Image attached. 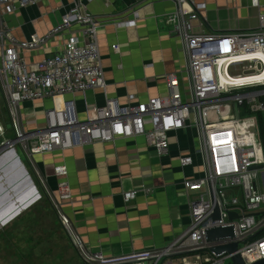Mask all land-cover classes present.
<instances>
[{"label": "built area", "instance_id": "2783aa9c", "mask_svg": "<svg viewBox=\"0 0 264 264\" xmlns=\"http://www.w3.org/2000/svg\"><path fill=\"white\" fill-rule=\"evenodd\" d=\"M41 0H0V86L7 121L0 119V153L13 152L18 167L24 171L18 150L35 174L39 186L48 195L61 224L90 263L121 264L150 260L152 264H185L186 254L199 258V264H227L228 253L215 255L210 247L237 244L245 264L264 257V190L258 178L264 170L263 150L258 135L240 120L241 107L253 113H264V12L258 14V26L250 30L196 31L203 0H171L175 8L166 17L169 33L177 38L183 57L178 73L164 76L167 92L136 100L129 104L105 97L103 106L92 117L80 119L73 95L90 89L106 91L107 82L96 41L102 20L85 10L80 1L61 17L58 25L44 35L32 34L18 40L3 21L7 11L36 4ZM259 6V0H250ZM84 10V11H83ZM56 35L66 36L59 53L27 62L24 51H35ZM119 50L117 45L112 46ZM71 96L60 106L42 109L41 118L27 127L23 109L26 101ZM135 101V103H132ZM238 106V116L234 105ZM35 115L33 109L30 110ZM9 122L10 128L6 127ZM252 122V121H251ZM255 121H253L254 123ZM186 127L196 130V150L201 156L203 176L184 181L189 196L190 223L165 247L123 257H104L93 252L80 239L60 203L48 189L36 167L35 155L56 150L83 147L92 143H112L117 139L143 136L159 156L169 149V133ZM9 133L11 136H8ZM180 165L192 163L189 156L179 158ZM262 165L261 168H254ZM57 176L66 174L64 165L54 168ZM26 172V171H25ZM27 179L36 190L28 173ZM60 198L70 197L67 185L60 183ZM137 191L126 192L124 199L136 197ZM216 208L218 217H214ZM236 213L230 218L229 214ZM233 224L235 236L208 242L204 229ZM183 255L180 260L173 256Z\"/></svg>", "mask_w": 264, "mask_h": 264}, {"label": "crops", "instance_id": "0c3cea01", "mask_svg": "<svg viewBox=\"0 0 264 264\" xmlns=\"http://www.w3.org/2000/svg\"><path fill=\"white\" fill-rule=\"evenodd\" d=\"M75 1L82 2L87 12L102 20L96 41L107 82L105 92L90 89L73 95L78 117H92L94 110L104 105L106 96L129 104L131 94L136 100L165 95L164 76L178 73L183 65L180 43L170 35L165 21L175 8L171 0H41L8 12L5 6L2 18L11 35L26 40L32 34L44 35L58 25ZM203 2L202 23L196 31L255 29L258 14L264 12V0H259L257 7L250 0ZM65 39L66 36L56 35L39 49L22 52V56L27 62H36L59 53ZM114 45L119 50H114ZM70 97L24 102L26 126L34 125V117L41 118L42 109L60 106ZM31 109L34 116L28 114ZM195 135L192 127L169 133L168 153L163 156L143 136H138L39 154L33 161L87 247L104 257H123L163 248L188 227L190 206L184 181L203 176ZM182 156L191 157L192 163L180 165ZM18 162L13 152L0 153V164L12 176L6 179L7 188L16 187L15 178L21 182L27 179ZM57 165L66 167L63 177L56 175ZM62 181L70 194L65 200L60 198ZM132 191L138 192L136 197L126 201L124 194ZM181 261L200 263L195 255ZM144 262L152 264L150 260L137 264Z\"/></svg>", "mask_w": 264, "mask_h": 264}, {"label": "rangeland", "instance_id": "374dc122", "mask_svg": "<svg viewBox=\"0 0 264 264\" xmlns=\"http://www.w3.org/2000/svg\"><path fill=\"white\" fill-rule=\"evenodd\" d=\"M0 119L7 121L1 86ZM240 120L245 121V125L249 129L253 130L254 128V132L258 135L254 116L242 115ZM253 121L255 122L253 123ZM7 135L11 136L9 133ZM18 154L20 160L28 169V171L25 170V173H28V176L33 178L36 190L33 187L32 193H29L30 190L25 191V193L19 192L18 199L15 202L17 204L13 208V204L10 201L14 199L13 196L16 194L14 189L19 187L18 183L20 185L21 180L17 178L15 181L16 187L8 188V190L5 187V183L7 184L6 179L12 176L11 173H8L9 171H7L8 169L5 165L0 164V217L3 219L10 216L8 222L4 225L0 224V264H102L100 262H86L81 257L69 232L61 224L52 201L39 186L38 180L31 170L25 155L20 150H18ZM262 158L264 164V155H262ZM257 182L259 187L264 190V170L261 172ZM35 196L37 199L21 211L22 205L31 201ZM19 210L20 212H18ZM226 262L227 264H232L230 259ZM137 263L125 262L121 264ZM143 264H148V262Z\"/></svg>", "mask_w": 264, "mask_h": 264}, {"label": "water", "instance_id": "95a60500", "mask_svg": "<svg viewBox=\"0 0 264 264\" xmlns=\"http://www.w3.org/2000/svg\"><path fill=\"white\" fill-rule=\"evenodd\" d=\"M234 108H235L236 114L238 116V106L235 104ZM6 127L10 128L9 122L6 123ZM261 166L262 165H258L254 168H261ZM31 203L32 202H28V203L24 204L22 207H25L27 205L29 206ZM229 216H230V218H234V217H236V213L231 212L229 214ZM214 217H216V218L218 217L217 208H216V212H215ZM3 225H4V223H3ZM204 233H205L206 241H208V242L219 240V239H224L227 237L233 238L235 236L233 224L204 229ZM209 251L212 252L213 254H215L216 256L221 255L224 252L228 253L231 256L232 264H245L237 252L236 242H232V243H229L226 245H221V246H216V247H210ZM250 264H264V257L255 261V262H252Z\"/></svg>", "mask_w": 264, "mask_h": 264}, {"label": "trees", "instance_id": "16d2710c", "mask_svg": "<svg viewBox=\"0 0 264 264\" xmlns=\"http://www.w3.org/2000/svg\"><path fill=\"white\" fill-rule=\"evenodd\" d=\"M261 100L264 103V96L261 98ZM241 112L240 115L244 116V115H248L250 114L246 107L243 106L241 107ZM255 118H256V124H257V131H258V137L262 146V150H263V155H264V113H253L252 114ZM264 234V229H262L259 233V235H263ZM187 255H191V254H186ZM183 255H175L173 256L174 258H178V257H182Z\"/></svg>", "mask_w": 264, "mask_h": 264}, {"label": "bare ground", "instance_id": "6f19581e", "mask_svg": "<svg viewBox=\"0 0 264 264\" xmlns=\"http://www.w3.org/2000/svg\"><path fill=\"white\" fill-rule=\"evenodd\" d=\"M8 153H10V152H8ZM15 163V162H14ZM16 167V166H15ZM8 171V170H7ZM15 171V170H14ZM12 172V171H11ZM17 172H18V170H17ZM9 173V172H8ZM26 177V176H25ZM15 179H17V178H15ZM19 179V178H18ZM7 182V181H6ZM18 188H16V189H14L15 191H16V194H14L15 196H13V200H11L10 201V203L11 204H13L12 206H13V208H15V206H16V204H15V202H16V200L18 199V194H19V192H22V193H25V191H29L30 190V192L29 193H32L33 192V186H32V184L30 183V181H29V179H26L25 181H23V182H21L20 183V185H19V183H18ZM5 187L7 188V186L5 185ZM8 189V188H7ZM10 189V188H9ZM8 189V190H9ZM13 190V191H14ZM35 191V190H34ZM13 194V193H12ZM9 197V196H8ZM16 197V198H15ZM20 198V197H19ZM37 198H36V196L31 200V201H29V202H33V201H35ZM30 200V199H29ZM19 201V200H18ZM10 203H9V205H10ZM23 206V205H22ZM28 207V205L27 206H25V207H21V211L23 210V209H25V208H27ZM20 210L18 211V212H20ZM17 212V213H18ZM16 213V214H17ZM15 216V215H14ZM9 218H10V216L8 217H6V218H1L0 217V221H1V223L0 224H5L6 222H8V220H9Z\"/></svg>", "mask_w": 264, "mask_h": 264}]
</instances>
